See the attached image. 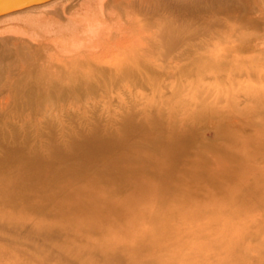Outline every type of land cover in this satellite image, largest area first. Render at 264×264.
I'll return each mask as SVG.
<instances>
[{
  "label": "bare ground",
  "instance_id": "obj_1",
  "mask_svg": "<svg viewBox=\"0 0 264 264\" xmlns=\"http://www.w3.org/2000/svg\"><path fill=\"white\" fill-rule=\"evenodd\" d=\"M263 27L264 0H0V264H264V76L203 52Z\"/></svg>",
  "mask_w": 264,
  "mask_h": 264
},
{
  "label": "rangeland",
  "instance_id": "obj_2",
  "mask_svg": "<svg viewBox=\"0 0 264 264\" xmlns=\"http://www.w3.org/2000/svg\"><path fill=\"white\" fill-rule=\"evenodd\" d=\"M236 23H237L236 26H239V25L244 24L245 21L244 22L237 21ZM245 33H247V34L239 36L238 39L233 37V41H232V38H231L228 41H225V42L217 44L216 47H215V42H214L213 46H210L207 50L203 49V52H209V50L210 51L212 50L211 52L207 53V54H210L211 58L212 57L215 58V54H214L215 52L218 53V54H221V53L225 54L227 52L226 54L229 55L228 57L230 59L237 60V58L238 59L241 58V59H239L240 61H242V59L244 61V59H245V63L244 64L237 63L236 65L233 66L234 68L232 67V68H230V70H232V72H231L232 74H236V73L240 74V72L243 75L245 74V77L247 76L246 78L248 79L247 81L250 82L251 78H252L251 74L254 73V72H256V73L258 72V73H260L261 75L264 76V27L262 29L261 28H259V29H248ZM235 39H236V41H235ZM246 39H247V41L249 40L248 42H250V43H254L255 42L256 46L254 47L255 49H253L254 51L253 50H249V52L248 51H244L243 52V51H240L239 49H235L234 48L235 44L237 45V44L242 43V42L245 43ZM230 47H232V48H230ZM224 49H225V51H224ZM231 50L235 51V52H232ZM237 50L239 52H237ZM212 60H214V59H212ZM206 64H213V63H206ZM205 67H207V66H205ZM235 71H236V73H235ZM243 75H242L241 78H244ZM232 91H233V93H236L235 89H233ZM241 99H242V97H241ZM203 134H204L205 138H207V142L211 143L209 145L213 144L215 146V140L213 139V132L211 130H209V129H206V130H204ZM240 182H241L240 179H235V181H233V183H236V184H239ZM223 192H228V191H220V193H223ZM169 203L173 204L172 200L169 201ZM206 204H211V205H213V207L215 206V209H216V208L219 207V205L221 203L219 202L218 195L215 196V195H213L211 193L207 198H204L203 200L198 199V200H195V201H191L190 203H187V204L174 203L172 206H174L176 208H180L182 210H193V209H202ZM252 208H254V207H252ZM254 209H256L257 212H262V210L264 208L257 207V208H254ZM7 228H8V230H7ZM9 230H11V231H9ZM3 231L5 233L8 232L10 234L14 233V230L12 228L5 227V226L0 224V233H4ZM24 234L25 233L23 232V235ZM35 238H34V240H39V239H35Z\"/></svg>",
  "mask_w": 264,
  "mask_h": 264
}]
</instances>
